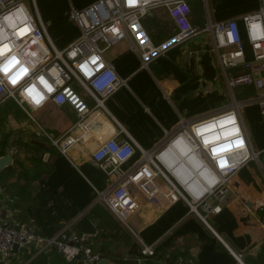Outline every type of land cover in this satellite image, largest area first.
<instances>
[{
    "label": "crops",
    "instance_id": "0c3cea01",
    "mask_svg": "<svg viewBox=\"0 0 264 264\" xmlns=\"http://www.w3.org/2000/svg\"><path fill=\"white\" fill-rule=\"evenodd\" d=\"M98 1L37 0L40 19L58 49H65L80 36V28L71 20V13ZM190 6L191 23L200 34L156 53L147 67L142 59L144 51L132 49L137 43L131 36L105 52L107 61L128 81L127 86L108 100L109 114L95 111L83 121L70 105L51 101L34 112L33 120L11 100L0 105V159L12 157L10 166L0 168L2 223L26 227L45 238L56 237L70 228L86 234L88 245L107 257L103 259L108 260L107 264H138L141 251L137 240L103 204L97 203L94 189L108 191L117 187L125 175L140 166L142 153L137 151L126 163L107 169L104 163L95 161L94 154L104 143L123 137L118 124L141 149L154 157L183 125L214 117L226 102L227 81L214 37L205 30L210 23L230 19H237L243 30L242 17L257 11L260 3L259 0H191ZM164 23L177 34L169 10L163 5L154 7L141 20L138 38L149 39L155 47L165 43L168 40L162 28ZM246 52L252 59L249 45ZM259 116L251 121L252 136L243 118L242 121L252 149L261 155L231 177L229 199L223 204L222 212L209 219L245 264H264L261 215L264 116L260 109ZM80 122L84 128L72 129L71 135L78 142L70 149L68 158L38 135L37 124L60 136ZM131 190L141 206L136 214L129 216L130 226L145 243H158L156 256L148 260L149 264H172L176 257L193 264H238L225 245L190 213L189 206L168 193V188L154 199L145 197L134 186ZM0 264L77 262L68 261L55 248L43 254H38L35 248H26L11 260H4L0 255Z\"/></svg>",
    "mask_w": 264,
    "mask_h": 264
},
{
    "label": "built area",
    "instance_id": "2783aa9c",
    "mask_svg": "<svg viewBox=\"0 0 264 264\" xmlns=\"http://www.w3.org/2000/svg\"><path fill=\"white\" fill-rule=\"evenodd\" d=\"M190 1L99 0L71 13V20L80 28V36L65 49H58L40 19L37 0H0V105L11 100L33 120L34 112L51 101L70 105L83 121L95 111L109 114L108 100L127 86L128 81L107 61L105 52L131 36L137 43L132 49L144 51L142 59L147 67L156 53L200 34L191 23ZM259 3L257 11L242 17L243 30L237 19L210 23L205 30L214 37L220 67L230 90L253 88L254 98L236 102L231 112L183 125L154 157L141 149L120 124L118 129L123 137L104 143L94 154L95 161L104 163L107 169L126 163L137 151L142 153L140 166L125 175L117 187L108 191L94 189L97 203L103 204L137 240L141 251L138 264H149L148 260L156 256L158 243H145L128 222L129 216L136 214L141 206L131 190L133 186L150 199L159 198L168 188V193L189 206L190 213L225 245L238 264H245L209 219L220 214L229 199L231 177L261 155L252 149L241 119L242 107L250 104L258 106L264 116V0ZM160 5L169 10L178 32L155 47L149 39L138 38L139 26ZM246 45L251 48L252 59L247 57ZM226 114H232L229 125L196 135V130L206 128L208 122L220 123ZM37 125L38 135L66 158L78 142L71 135L72 129L84 128L80 122L66 133L54 136ZM187 153L186 162L178 166L179 157ZM193 171H198L199 176L189 182L188 176ZM87 238L86 234L70 228L56 237L45 238L26 227L0 221V255L4 260L15 257L16 247L35 248L38 254L56 248L68 261L99 264L103 259L87 245Z\"/></svg>",
    "mask_w": 264,
    "mask_h": 264
},
{
    "label": "rangeland",
    "instance_id": "374dc122",
    "mask_svg": "<svg viewBox=\"0 0 264 264\" xmlns=\"http://www.w3.org/2000/svg\"><path fill=\"white\" fill-rule=\"evenodd\" d=\"M28 5L31 6L30 2H28ZM162 28H164V31L166 32V40H169L176 35V32L172 30L170 26L167 25L166 23L163 24ZM149 37L152 39V41L154 40L153 37H151L150 35ZM223 81L224 79H222L221 82ZM225 89H226V102L224 106H222V108L215 113V116L233 111V109L235 108L234 104L236 102H243V101L246 102L247 99L255 97V92L253 88H239V89H235L231 91L228 88L227 84H225ZM254 117L255 118L260 117L259 109L257 106L250 104V105H246L242 107L241 119L242 118L244 119L243 121L245 122L248 132L250 133L251 136H252V130H253L251 121Z\"/></svg>",
    "mask_w": 264,
    "mask_h": 264
},
{
    "label": "bare ground",
    "instance_id": "6f19581e",
    "mask_svg": "<svg viewBox=\"0 0 264 264\" xmlns=\"http://www.w3.org/2000/svg\"><path fill=\"white\" fill-rule=\"evenodd\" d=\"M231 115L232 114H226L225 116H223L222 118H221V122L220 123H218L217 121L218 120H216V121H214L215 122V124H213L212 122H208V124H210V125H208L206 128H201V129H199V130H196L197 132H196V135H202V133L203 132H205V130H213V129H220L221 127H224V126H227V125H229L230 124V121H232V117H231ZM188 157H189V155H188V153L187 154H185V156H180L179 158H180V161H182L181 163H177V165L178 166H183V163H185L186 162V160L188 159ZM196 176H199V173H198V171H193V173H191V174H189V176H188V181L190 182H192L193 180H194V178L196 177Z\"/></svg>",
    "mask_w": 264,
    "mask_h": 264
},
{
    "label": "water",
    "instance_id": "95a60500",
    "mask_svg": "<svg viewBox=\"0 0 264 264\" xmlns=\"http://www.w3.org/2000/svg\"><path fill=\"white\" fill-rule=\"evenodd\" d=\"M11 164H12V157L10 155H7L0 159V168L2 170L10 166ZM20 250L25 251V248H21V249H19L18 247L15 248V252H19ZM107 263H108V260H102L99 264H107Z\"/></svg>",
    "mask_w": 264,
    "mask_h": 264
},
{
    "label": "trees",
    "instance_id": "16d2710c",
    "mask_svg": "<svg viewBox=\"0 0 264 264\" xmlns=\"http://www.w3.org/2000/svg\"><path fill=\"white\" fill-rule=\"evenodd\" d=\"M43 139V138H42ZM43 140H45V139H43ZM261 215L263 216V218H264V207H263V212L261 213ZM11 226H14V227H18V228H21V227H19V226H17V225H14V224H11ZM87 243V245H88V242H86ZM89 246V245H88ZM56 249V248H55ZM94 251V250H93ZM95 252V251H94ZM96 253V252H95ZM43 254V253H42ZM101 255V257H102V259H105V258H107V257H105L104 255H102V254H100ZM31 257V256H30ZM30 257H26V260H29L30 259ZM181 258H178V257H176V258H174L173 259V261H171V263L172 264H193L191 261H188V260H180ZM182 261V262H181Z\"/></svg>",
    "mask_w": 264,
    "mask_h": 264
}]
</instances>
